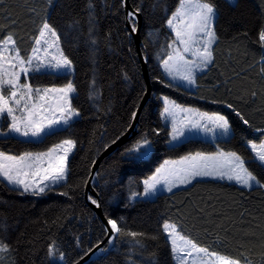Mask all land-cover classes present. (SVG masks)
<instances>
[{
  "label": "trees",
  "instance_id": "16d2710c",
  "mask_svg": "<svg viewBox=\"0 0 264 264\" xmlns=\"http://www.w3.org/2000/svg\"><path fill=\"white\" fill-rule=\"evenodd\" d=\"M129 2L141 14L140 38L151 95L139 113L136 134L100 161L94 188L107 219L117 220L125 231L143 232L157 239L138 237L145 245L139 248L131 237L117 235L109 253L86 264H150V258L156 264H174L162 227L165 221L176 224L183 235L200 246L239 258L242 264H264V188L200 178L153 199H130L133 193L143 191L144 180L166 158L222 150L235 151L252 161L248 141L258 143L264 138V131H257L264 130V47L259 41L264 29V0H236L235 6L227 0H212L218 12L215 31L219 39L213 44V63L195 74L193 89L168 80L159 65L173 39L167 20L179 0ZM88 3L0 0V39L12 33L25 58L45 19L56 29L65 55L73 62V72H32L28 82L34 87H48L73 80L77 92L72 104L81 113L69 126L40 140L0 137V151L16 155L46 151L64 139L76 142L68 158L66 181L45 194H21L22 190L12 191L0 180V240L10 246L9 252L0 253V264H73L105 236L101 222L85 201L84 187L97 155L128 129L145 83L121 1L93 0L91 34ZM93 80L100 94L95 101L89 99ZM161 97L224 115L233 138H188L168 145L169 127L161 117ZM237 111L249 125L243 124ZM145 135L152 142L148 157L130 160L122 155ZM246 166L264 183V168L255 163ZM64 192L67 195L61 194ZM53 241L65 253L63 261L58 254L49 257L48 247Z\"/></svg>",
  "mask_w": 264,
  "mask_h": 264
},
{
  "label": "snow or ice",
  "instance_id": "6c2138e0",
  "mask_svg": "<svg viewBox=\"0 0 264 264\" xmlns=\"http://www.w3.org/2000/svg\"><path fill=\"white\" fill-rule=\"evenodd\" d=\"M48 3L51 4L52 0H48ZM123 3L124 0H121L122 6ZM228 3L235 6L236 0H228ZM88 9L91 34L93 31L91 23L95 19L93 0H89ZM138 12L139 8L127 13L133 33L137 31ZM217 17L218 12L212 0H179L178 6L167 20L168 27L175 33V39L168 44L171 51L167 59L162 61V67L173 80L178 78L194 87L195 71L203 70L213 63V44L219 39L215 31ZM259 41L264 47V29L259 33ZM91 42L97 43L94 39ZM186 54H190L192 59L186 58ZM44 70H50L57 75H70L73 72V62L65 55L60 36L47 19L40 26L39 34L34 38L32 53L27 58L21 55L12 33L0 39V121L5 122L0 124V137L40 138L45 133L51 134L61 125L69 126L75 118L80 117V111L72 104L77 92L73 80L69 79L61 87H34L28 82L30 73H40ZM22 77L24 82L21 81ZM90 89L89 99L97 100L100 94L95 90V80L92 81ZM252 95L255 96L256 93L253 92ZM162 99L164 107L161 117H172V130L169 135L173 140L183 136L184 129L212 133L214 137L219 136L226 140L233 138L232 127L224 115L185 108L167 97ZM228 107L233 106L229 104ZM177 113L185 114L179 122L176 120ZM136 115L137 113L133 112L132 118L135 119ZM236 115L243 124L249 125L250 122L239 111ZM257 131L264 130L257 129ZM123 134L122 132L121 136ZM119 139L120 136H117L112 143L115 144ZM75 146L74 140L64 139L41 153L23 152L16 155L0 151V180L6 181L12 191L22 189L21 194L30 193L35 196L45 194L46 191L51 190L50 185H58L61 181H66L69 154ZM248 147L253 153L251 162L246 161L235 151L222 150L214 154L198 152L176 161L166 160L143 182L144 195L154 194L159 184H163L167 191H171L178 184H191L197 177L226 178L244 188L251 189L253 186L264 188V183L246 166L248 163H255L264 168V141L257 144L249 140ZM151 151L152 142L145 135L131 147L126 148L122 155L130 160H143ZM61 194L67 195V192ZM135 195L133 193V196ZM89 199L99 207L96 200L91 197ZM107 223L114 236L131 237L134 245L139 248H144L145 245L138 237L157 239L156 236L147 237L143 232L125 231L115 219H108ZM162 227L177 264H242L239 258L229 257L212 251L209 247L200 246L183 235L174 223L165 221ZM109 243L112 241L110 240ZM9 251L10 246L0 240V253ZM57 254L61 261L65 259V253L60 251L53 241L48 247V255L54 257ZM130 264L134 262L130 261ZM150 264L156 262L150 258Z\"/></svg>",
  "mask_w": 264,
  "mask_h": 264
},
{
  "label": "water",
  "instance_id": "95a60500",
  "mask_svg": "<svg viewBox=\"0 0 264 264\" xmlns=\"http://www.w3.org/2000/svg\"><path fill=\"white\" fill-rule=\"evenodd\" d=\"M121 1V0H120ZM123 10H124V15H125V25L129 31L130 37L133 40L135 50L137 52L138 60L140 63V68L142 71V76L144 79L145 83V91L143 93V96L138 104V106L135 109V112L137 113L136 118L131 120V127H128V129L124 132V134L121 136L120 139L116 141L115 144L112 142L107 145L95 158L91 169L89 176L86 180V184L84 187V197L86 203L91 207L92 211L94 214L98 217L99 221L101 222L104 230H105V236L100 241L97 243L95 246H93L91 249H89L82 257H80L76 262L73 264H86L88 261L94 260L99 256H103L107 253H109L115 243L116 236H114L111 233L110 230V225H108L107 221L108 219L105 217L104 212L102 210L100 201H99V196L97 194V191L94 188V183L96 182V175H97V170L100 161L107 155L113 153L118 147H120L123 143L126 141L130 140L137 132V125H138V116L139 113L142 109V107L147 103V101L150 98L151 95V86H150V78L148 75V68H147V61L146 57L144 56L142 52V42L140 38V27H141V14L140 12L137 13L136 15V28L137 31L135 33L132 32V24L129 22V19L127 17V13L132 11L134 12L136 9H134L131 5L129 0H124L123 3ZM91 197L92 199L96 200L97 203L99 204V207L96 206V204H93L92 201L89 199ZM112 241V243H109V241Z\"/></svg>",
  "mask_w": 264,
  "mask_h": 264
},
{
  "label": "rangeland",
  "instance_id": "374dc122",
  "mask_svg": "<svg viewBox=\"0 0 264 264\" xmlns=\"http://www.w3.org/2000/svg\"><path fill=\"white\" fill-rule=\"evenodd\" d=\"M228 1V0H227ZM168 26V25H167ZM169 28V27H168ZM169 30L172 32V30L169 28ZM172 34H173V39H172V41L175 39V33L174 32H172ZM172 41H170L169 42V44L172 42ZM171 51V49H169L168 48V53ZM31 53H32V51H31ZM31 53H30V55H31ZM168 53H167V55H168ZM157 60L159 59L158 58V55H157ZM186 58H188V59H192V57H191V55L190 54H186ZM164 59H167V56L164 58ZM163 59V60H164ZM163 60H161L160 62H159V65H160V68H161V70H162V72H163V74H164V76L168 79V80H170L171 82H173V83H175V84H179V85H181L182 87H184V88H186V89H192L193 88V86H189V85H187V83L185 82V81H182V80H180V79H175V80H173L166 72H165V70H164V68L162 67V61ZM201 71V70H200ZM42 72H50V70H44V71H42ZM199 71H195V74L196 73H198ZM148 75H149V73H148ZM23 78V77H22ZM149 78H150V76H149ZM22 82H24L23 80H21ZM48 87H53V86H48ZM55 87H61V86H55ZM95 90H96V88H95ZM163 97H161V101L163 102V99H162ZM178 104V103H177ZM164 105V104H163ZM180 105V104H179ZM181 106H183V107H185V108H193V107H190V106H184V105H181ZM164 107V106H163ZM193 109H196V108H193ZM163 110V109H162ZM198 110V109H197ZM198 111H200V110H198ZM200 112H204V111H200ZM206 113H208V112H206ZM208 114H213V113H208ZM218 114V113H217ZM184 113H177V115H176V120H177V122H179L183 117H184ZM221 115V114H220ZM76 119V118H75ZM163 121H164V124L166 125V126H168L169 127V133L171 132V130H172V117H165V118H163ZM73 122V121H72ZM66 126H63V125H61V126H59L57 129H55V130H58V129H62V128H65ZM209 127H211V124H209ZM54 131V130H53ZM45 134H47V133H45ZM44 134V135H45ZM43 135V136H44ZM42 136V137H43ZM15 137H17V138H20V139H24V140H40L42 137H40V138H24V137H18V136H15ZM188 138H203V139H208V140H214V139H223V138H221V137H219V136H213V134L212 133H205V132H203V131H198V130H191V131H189L188 129H184V135L183 136H180L178 139H176V140H173L172 139V137L169 135V141H168V145H170V146H172V145H176V144H179V143H181V142H183V141H185L186 139H188ZM223 140H226V139H223ZM261 141H264V138L261 140ZM260 142H258L257 144H259ZM47 151V150H46ZM46 151H41V152H46ZM218 151V150H217ZM217 151H215V152H212V153H204V154H214V153H216ZM41 152H32V153H41ZM72 153V152H71ZM71 153L69 154V156L71 155ZM196 153H198V152H196ZM199 153H202V152H199ZM191 154H195V153H191ZM187 155H190V154H187ZM187 155H185V156H187ZM182 157H184V156H182ZM181 158V157H180ZM180 158H166L164 161H166V160H172V161H176V160H179ZM164 161L157 167V168H160V166L161 165H163L164 164ZM157 168L155 169V171L149 176V177H151L155 172H156V170H157ZM148 177V178H149ZM147 178V179H148ZM200 178H211V179H219V178H213V177H197L196 179H200ZM147 179H145V180H147ZM144 180V181H145ZM221 180V179H220ZM222 180H227V181H229L228 179H222ZM6 182V181H5ZM63 182H65V181H61L60 182V184L61 183H63ZM229 182H234V183H236L235 181H229ZM237 184V183H236ZM59 185V184H58ZM186 185H188V184H186ZM239 185V184H238ZM55 186H57V185H50V187L52 188V187H55ZM183 186H185V185H180V184H178L177 186H175V187H173L172 188V190H174V189H177V188H180V187H183ZM240 186V185H239ZM145 187V186H144ZM253 187H256V186H253ZM252 187V188H253ZM22 190V189H21ZM171 190V191H172ZM165 192H170V191H167L166 190V188H165V186L163 185V184H159V185H157V191L154 193V194H150V195H144V188H143V191L141 192V193H139V194H136L135 196H133V195H131L130 196V199H137V198H143V199H153V198H155V196H157L158 194H161V193H165ZM26 194H30V193H26ZM30 195H32V194H30ZM174 260V259H173ZM174 264H177V262L174 260Z\"/></svg>",
  "mask_w": 264,
  "mask_h": 264
},
{
  "label": "crops",
  "instance_id": "0c3cea01",
  "mask_svg": "<svg viewBox=\"0 0 264 264\" xmlns=\"http://www.w3.org/2000/svg\"><path fill=\"white\" fill-rule=\"evenodd\" d=\"M171 15H172V14H171ZM199 72H200V71H199ZM196 74H197V73H196ZM194 87H195V86H194ZM194 87H193V88H194ZM193 88H192V89H193ZM6 183H7V182H6Z\"/></svg>",
  "mask_w": 264,
  "mask_h": 264
}]
</instances>
